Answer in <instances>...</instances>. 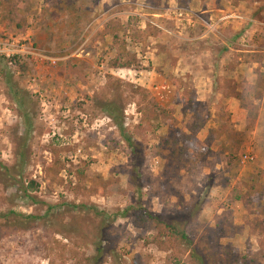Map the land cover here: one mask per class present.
<instances>
[{"label":"rangeland","instance_id":"1","mask_svg":"<svg viewBox=\"0 0 264 264\" xmlns=\"http://www.w3.org/2000/svg\"><path fill=\"white\" fill-rule=\"evenodd\" d=\"M13 1L58 62L0 55V264H264V0Z\"/></svg>","mask_w":264,"mask_h":264},{"label":"trees","instance_id":"2","mask_svg":"<svg viewBox=\"0 0 264 264\" xmlns=\"http://www.w3.org/2000/svg\"><path fill=\"white\" fill-rule=\"evenodd\" d=\"M7 1L12 6H13V4L15 2L13 0H7ZM2 4L5 6V3L2 2ZM5 8H8V7H5ZM12 15L14 16V13H12ZM11 18L13 19V17H11ZM15 60H16V61H14L15 64L20 61V60H18L17 57H15ZM21 68H23V66H21ZM4 72L5 73L1 72L0 74H3L4 76H6L7 82L12 85V87H10L11 93H12V97L14 99V102L16 104H18V106L21 109H23L22 110V118H23V120L25 122L26 131L29 132L31 130V128H32V122H31V119H30V115L26 111V103L25 102H22V100L19 97V93H17L15 91V89L13 87L14 86L13 80L10 78L9 73L6 70ZM256 86H247V87H245L246 89L243 92H241V93H237V95L235 97L238 101H240L242 103V105H241L242 109L246 110V112H247V122H248V126H249V128L251 130H253L254 127H255V124H256L258 115H257V109L255 108L254 104L249 100V98H250V94L252 92L256 91ZM177 87H178V92H179V98H180V100L183 101L186 104H190L192 102V99L190 98L189 93L185 92L186 89H184V86L178 84ZM183 89H184V91H182ZM191 105H192V103H191ZM151 114H154L155 117L158 118V115L165 116L166 112L165 111L162 112L160 110V112L159 111L158 112L154 111L152 113V111H151ZM108 116L115 122L116 126L119 128L120 132L122 133L124 139L126 140V142L128 143V145L130 146V148L133 149V151H134L135 150V144L133 143L132 139L125 134L124 124H123L122 120H119L118 119V115L115 113L114 108H112V112H109ZM218 118H219L218 120L222 119L221 116H218ZM201 128H202V125H201V127L198 126L196 128V130L198 131ZM221 131H225L224 128H222ZM179 152H180V150H178V152H176L173 157L174 158H179V156H180ZM37 189H38V185L35 182H33V181L29 183L28 187H23L24 194L28 198L31 197V195H29V193H28L29 190L34 191V190H37ZM259 193H260L261 197H264V189L263 188L260 189V192ZM78 208H82V207L81 206H78ZM51 209L49 208L50 211H51ZM96 214L98 216L104 217V218L106 216L105 213H103V212H97L96 211ZM21 218H23V219L25 218V220L26 219L27 220L35 219V217H33V216L24 217L23 215L21 216ZM168 228H171V227L169 226ZM180 236H181V239L182 240H184L189 245H192V242L190 241V239L188 238V236L184 232H182L180 234ZM98 251L100 252L101 251V248ZM201 264H205L204 261L203 262L201 261Z\"/></svg>","mask_w":264,"mask_h":264},{"label":"built area","instance_id":"3","mask_svg":"<svg viewBox=\"0 0 264 264\" xmlns=\"http://www.w3.org/2000/svg\"><path fill=\"white\" fill-rule=\"evenodd\" d=\"M12 41H6L2 44L0 47V55L5 58L10 64H12V61L15 57L17 58H24L30 57V60H32L34 63L45 65L49 64L50 66H55L57 64V60L53 58L46 57L38 52V50L33 45H19V42L15 39H11ZM18 42V43H17ZM242 162H250L253 161V157L251 154H245L242 157Z\"/></svg>","mask_w":264,"mask_h":264},{"label":"crops","instance_id":"4","mask_svg":"<svg viewBox=\"0 0 264 264\" xmlns=\"http://www.w3.org/2000/svg\"><path fill=\"white\" fill-rule=\"evenodd\" d=\"M223 13H225L223 10H222Z\"/></svg>","mask_w":264,"mask_h":264}]
</instances>
